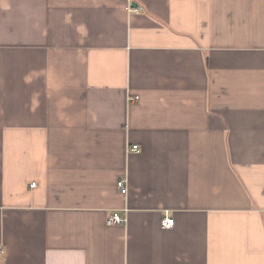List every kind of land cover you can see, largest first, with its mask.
Returning <instances> with one entry per match:
<instances>
[{"label":"crops","instance_id":"crops-1","mask_svg":"<svg viewBox=\"0 0 264 264\" xmlns=\"http://www.w3.org/2000/svg\"><path fill=\"white\" fill-rule=\"evenodd\" d=\"M0 245L264 264V0H0Z\"/></svg>","mask_w":264,"mask_h":264},{"label":"built area","instance_id":"built-area-1","mask_svg":"<svg viewBox=\"0 0 264 264\" xmlns=\"http://www.w3.org/2000/svg\"><path fill=\"white\" fill-rule=\"evenodd\" d=\"M134 11L138 12V9H134ZM138 96L135 97H130V101H136L138 100ZM129 151L133 152V153H137L140 151V146L137 144L132 145L131 147H129ZM36 184L33 183L32 186H35ZM118 189L120 190V192L123 195H127L128 194V181L125 177L119 179L118 183ZM107 222L109 225H113V224H121L125 222V219L120 217L118 214H114L108 217ZM161 226L164 229H170L173 228L175 226V220L172 217L169 216H165L163 217L162 221H161ZM4 252V248L2 245H0V255Z\"/></svg>","mask_w":264,"mask_h":264}]
</instances>
